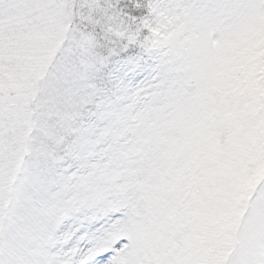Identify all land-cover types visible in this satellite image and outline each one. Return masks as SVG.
Segmentation results:
<instances>
[{"label":"snow or ice","instance_id":"obj_1","mask_svg":"<svg viewBox=\"0 0 264 264\" xmlns=\"http://www.w3.org/2000/svg\"><path fill=\"white\" fill-rule=\"evenodd\" d=\"M0 264H264V0H0Z\"/></svg>","mask_w":264,"mask_h":264}]
</instances>
